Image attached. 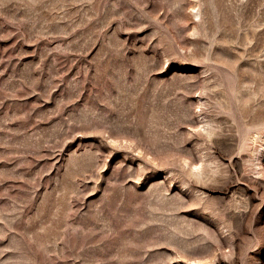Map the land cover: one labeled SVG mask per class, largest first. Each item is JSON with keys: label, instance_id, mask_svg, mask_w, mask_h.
Listing matches in <instances>:
<instances>
[{"label": "rangeland", "instance_id": "1", "mask_svg": "<svg viewBox=\"0 0 264 264\" xmlns=\"http://www.w3.org/2000/svg\"><path fill=\"white\" fill-rule=\"evenodd\" d=\"M0 264H264V0H0Z\"/></svg>", "mask_w": 264, "mask_h": 264}]
</instances>
